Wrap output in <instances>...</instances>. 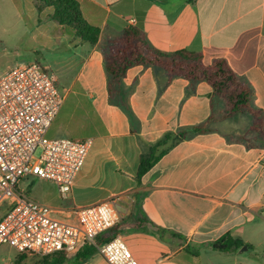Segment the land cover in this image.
Masks as SVG:
<instances>
[{
  "label": "crops",
  "instance_id": "crops-1",
  "mask_svg": "<svg viewBox=\"0 0 264 264\" xmlns=\"http://www.w3.org/2000/svg\"><path fill=\"white\" fill-rule=\"evenodd\" d=\"M76 1L100 40L91 45L67 31L58 38L72 54L65 61L66 99L52 126L61 137L94 144L67 198L35 177L22 179L18 190L70 224L78 223L77 210L108 203L117 235L139 264H202V252L227 233L251 246L242 252L257 260L248 264H264V140L249 135L252 117L219 119L197 133L213 114L207 82L192 88L185 79L169 81L165 72L135 66L123 79L124 97L111 96L104 61L110 41L136 29L161 53L198 52L206 65L225 59L264 113V0ZM18 19L27 28L19 11ZM35 22L50 41L51 24L42 30ZM225 109L215 102L214 115ZM167 136L165 154L138 178L141 157ZM230 255L228 262L244 260Z\"/></svg>",
  "mask_w": 264,
  "mask_h": 264
},
{
  "label": "built area",
  "instance_id": "built-area-1",
  "mask_svg": "<svg viewBox=\"0 0 264 264\" xmlns=\"http://www.w3.org/2000/svg\"><path fill=\"white\" fill-rule=\"evenodd\" d=\"M58 82L39 62L16 64L0 79V246L20 254L71 257L116 223L108 203L77 210L78 223L70 224L18 190L22 179L35 177L54 183L67 198L93 147V139L47 137L66 99ZM97 249L108 264H139L120 235Z\"/></svg>",
  "mask_w": 264,
  "mask_h": 264
},
{
  "label": "trees",
  "instance_id": "trees-1",
  "mask_svg": "<svg viewBox=\"0 0 264 264\" xmlns=\"http://www.w3.org/2000/svg\"><path fill=\"white\" fill-rule=\"evenodd\" d=\"M47 6L55 9L53 19L61 22L63 19H73L80 24V31L75 32V37L83 42L96 45L100 40V30L90 25L83 17L76 0H43ZM62 23V22H61ZM105 69L109 77V92L112 96L124 97L122 88L123 79L127 71L135 66H144L165 72L169 81L182 78L195 88L201 82H207L213 89L211 107L213 114L209 119L194 128L197 133H205L209 126L219 119H230L239 114H248L253 119L249 135L256 134L264 140V113L253 104V92L246 80L238 76L225 59L215 60L206 65L203 55L198 52L181 50L172 54H164L153 49L145 40L144 35L136 29L125 30L115 40L110 41L108 52L105 54ZM222 101L226 109L218 117L214 115L215 102ZM248 135V134H247ZM247 135L240 139L245 140ZM169 136L152 148L148 155L141 157L137 177L141 178L148 173L158 162L166 150H160L166 145ZM118 233L117 224L108 232L100 235L95 244L84 243L77 253L68 257L65 252L42 256L38 264H67L82 263L98 254L97 246L111 240ZM244 246L251 250V246L234 239L231 234H225L212 244L214 251L222 253H237ZM19 259L24 261L20 254Z\"/></svg>",
  "mask_w": 264,
  "mask_h": 264
},
{
  "label": "rangeland",
  "instance_id": "rangeland-1",
  "mask_svg": "<svg viewBox=\"0 0 264 264\" xmlns=\"http://www.w3.org/2000/svg\"><path fill=\"white\" fill-rule=\"evenodd\" d=\"M43 0H0V79L10 66L22 63L39 62L45 69H52L57 76L59 82L57 87L63 91L67 86L65 75L66 60L71 56L72 52L68 49L69 45L65 39L60 42L58 39L62 32L80 31V24L71 19H63L61 22L54 20L53 15L55 9L47 6ZM18 11L21 12L26 19L27 28H24L20 19H18ZM42 22V30H45L44 22H49L52 26L51 33L53 38L49 41L39 35L37 22ZM36 28V29H35ZM77 38V37H75ZM55 43V44H54ZM49 139L61 138L58 134L57 125H53L48 132ZM39 156V153L37 154ZM5 210L0 209V217ZM243 249V248H242ZM242 249L235 254L244 258L240 259L241 263L229 261L232 255L221 253L218 251L202 252L198 257L202 264H248L254 258L250 251L242 252ZM20 253L11 245L3 244L0 246V264H38L42 256L39 255H23L24 261L19 259ZM235 256V255H233ZM72 257V256H71ZM243 260V261H242ZM73 264V263H67ZM75 264V263H74ZM76 264H108L103 261L97 254L91 259Z\"/></svg>",
  "mask_w": 264,
  "mask_h": 264
},
{
  "label": "water",
  "instance_id": "water-1",
  "mask_svg": "<svg viewBox=\"0 0 264 264\" xmlns=\"http://www.w3.org/2000/svg\"><path fill=\"white\" fill-rule=\"evenodd\" d=\"M245 250H247V246H244L242 249V251H245Z\"/></svg>",
  "mask_w": 264,
  "mask_h": 264
}]
</instances>
